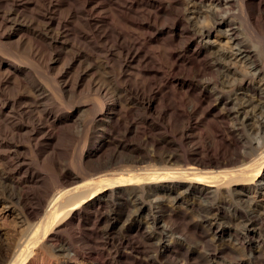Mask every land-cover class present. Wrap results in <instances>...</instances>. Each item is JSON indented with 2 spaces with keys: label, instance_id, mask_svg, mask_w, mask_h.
Segmentation results:
<instances>
[{
  "label": "bare ground",
  "instance_id": "bare-ground-1",
  "mask_svg": "<svg viewBox=\"0 0 264 264\" xmlns=\"http://www.w3.org/2000/svg\"><path fill=\"white\" fill-rule=\"evenodd\" d=\"M262 118L264 0H0V264H264Z\"/></svg>",
  "mask_w": 264,
  "mask_h": 264
},
{
  "label": "rangeland",
  "instance_id": "rangeland-1",
  "mask_svg": "<svg viewBox=\"0 0 264 264\" xmlns=\"http://www.w3.org/2000/svg\"><path fill=\"white\" fill-rule=\"evenodd\" d=\"M25 19H26V20H25ZM22 20L24 21V23H26V22L29 20V17L25 16V18L23 17ZM153 46L155 47V45H153ZM83 48H85V50H84ZM81 49H82L83 51H86V50H87V51H86L87 53L90 51V52H89V55H90V53L93 54V55H90V57H91L90 60H91V61H94V62L96 61V62H97L98 59L100 58L99 55H98L97 53L92 52L91 49H90V47H88V46H86V45H84V44H81ZM152 50H153V49H152ZM154 50H156V49H154ZM95 54H96V55H95ZM96 57H97V58L99 57V58L97 59ZM94 58H95L96 60H95ZM67 60H68V59L64 60L63 63H64L65 61L67 62ZM84 65H85V64H84ZM100 74H101V73H100ZM76 93L78 94V92H76ZM77 94H76V95H77ZM76 95H75V96H76ZM74 98H75L76 100H74ZM74 98H73L72 101H74V102L77 101V98H76V97H74ZM72 105H73V104H72ZM74 105H75V104H74ZM63 108H64V109H62V111H66V110H67V109H66V108H67L66 106H64ZM65 109H66V110H65ZM79 113H80V112H78V114H79ZM262 120H263V118H262ZM262 120H261V121H262ZM263 121H264V120H263ZM160 195H161V194H160ZM262 199H264V198H261L260 196L256 197L257 202H260V203L262 202V204L264 205V200H262ZM259 200H262V201H259ZM260 203H259V204H260ZM180 205L182 206L181 208H183V209H180V210H183V211H184V209L187 210V212L185 211V213H186L187 216H188L186 220L189 221V217H190V220H191L192 222H193V218H194V221H195V220H196V221L198 220V217H199V216H198V213H196V212L194 211V209L189 210L190 207L188 208V206H187V208H188V209H187V208L185 207L186 205H184V204L182 205V204L179 203V206H180ZM1 207H2V205H0V227H1V228H0V233H1L2 235H4L5 237H8V238L11 237V238H12V237L16 234V232H18V230L20 229V227H19L18 224L15 225L16 222H15V220H14V219H15L14 215H13V214H12V215H7V213H3V212L1 211V210H2ZM191 211H192V212H191ZM188 213H189V214H188ZM193 214H195V215H193ZM189 215H190V216H189ZM197 216H198V217H197ZM192 217H193V218H192ZM195 217H196V218H195ZM11 220L14 221L15 223H14V222H11ZM182 223H183V222H182ZM12 224H13V225H12ZM179 224H180V222H179ZM203 224H204V223H203ZM223 224L225 225L226 222H225V223L223 222ZM10 225H11V226H10ZM227 225H228V223H227ZM227 225H226V226H227ZM9 226H10V227H9ZM12 226H13V227L15 226V227L13 228ZM17 226H18V227H17ZM149 226H150V225H149ZM10 228H11V229H10ZM12 228L15 229V230H12ZM16 228H18V230H16ZM103 229H104V228L102 227V228H101V232H103V231H102ZM189 230H190V231H189ZM189 230H188V231L191 232V233H193V234L187 232V230H186V231L184 230L183 233H184L185 235L183 234L184 236H180V237H181V238L183 237V238H184L183 240H186V242L184 241V243H183V245H182L183 248H182L181 252H183V251L186 252V251L189 249V250H188V253H190L189 256H190V260H191V261H190V260H189V261H190L191 263L193 262L194 259L197 258V260H195L196 262L194 261V263H196V264H200V263H201V264H207V263H208V264H213V263H214V264H219V263H220V264H232V263L235 261V259H236L237 257L240 256V254L235 255L236 253H239V252H240L239 250H238V251H232L231 254L229 253L230 257H229V255H227V257H226V258H228L229 260L225 258V259H223V260L221 261L222 257H217V258H215V259L213 260L214 262L211 261V260H210L211 262H210V261L207 262V260H206L204 257H205V254L207 253L208 249H210V248L206 249L208 246L205 247L206 245L203 244V242H202V241H203V240H202V237H200V236L198 235L199 232H198L196 229H194V228H189ZM191 230H192V231H191ZM11 231H12V232L15 231V232L12 233ZM193 231H194V232H193ZM2 232H3V233H2ZM5 232H6V233H5ZM75 232H76V234H78L79 231L76 229ZM114 232H115V233H114L115 235L113 234L114 237L119 236L120 232H118L117 229L114 230ZM117 232H118V234H117ZM195 232H196V234H195ZM7 233H8V234H7ZM11 233H12V235H11ZM187 233H188V234H187ZM6 234H7V235H6ZM100 234H101V235H100ZM199 234L201 235V233H199ZM8 235H9V236H8ZM99 235H100V236H99ZM99 235H96V236L94 237L95 239L93 238V239H94L93 242H95L96 240H97L96 242H98L99 240H100L99 242L103 241V238H102V237H104V236L102 235V233H99ZM168 235L171 236V238H172V237H176L177 235H179V232L176 233V235H174V234H173V235H170V233H169ZM168 235H167V238H166V237H165V238L163 237V243L161 242L160 244H158V249H159V250H162V249H163V246H165V245L167 244V242L171 239V238H169ZM97 236H98V237H97ZM186 236H187V238H186ZM188 236H192V237H188ZM197 236H198V237H197ZM209 236L211 237V235H209ZM195 237H196L198 240L195 239ZM96 238H97V239H96ZM101 238H102V240H101ZM190 238H191V239H195V240L198 241V242H196V241L194 240V241L196 242V243H195L194 241L189 240ZM98 239H99V240H98ZM214 239H215L216 241H214L215 244H213V245L216 246V247L219 246V244H222V245H225V246L228 247V246H230V245L233 243L232 238L229 237V236L227 235V233L225 234V236H222L221 239H220V238H217V239L214 238ZM219 240H220L221 242H220ZM230 240H231L232 242H230ZM200 241H201V242H200ZM96 242H95V243H96ZM193 242H194L196 245H195ZM199 242H200V244H199ZM218 242H219V244H218ZM95 243H94V244H95ZM185 243H186V244H185ZM188 243H190V244H188ZM197 243L199 244V246H198ZM224 243H225V244H224ZM229 243H230V244H229ZM228 244H229V245H228ZM200 245H202V246L200 247ZM113 246H114V245H113ZM203 246H204V249H206V250H204V249L202 248ZM220 246H221V245H220ZM36 248H37V247H36ZM36 248H35V250H33V252H35V253L32 252L33 254H31V255L27 258L28 261H27L26 264H57V263H56L57 261H55V259L53 260V258L50 259V258L48 257L50 260H49L47 257H45V258H47V259H45V258L42 259L41 255H40V250L37 248V249L39 250V251H38ZM108 248L110 249V246H108ZM187 248H188V249H187ZM214 248H215V247H214ZM113 249H114V248L112 247L110 251L113 252V251H112ZM211 249H213V248H211ZM200 251H202V252H200ZM226 251H227V250H225V252H226ZM36 252H37L38 254H37ZM199 252H200V254H199ZM205 252H206V253H205ZM225 252L223 253V255L225 254ZM233 252H235V253H233ZM196 253L199 254L198 257H197V254H196ZM37 255H38V256H37ZM180 255H181V256H180ZM180 255H179L180 257H179V256H177V257L179 258V260H180V258H181V261H183V260H182V257H183V259H184V256H183L182 254H180ZM232 255H233V256H232ZM194 256H196V258H195ZM231 256H232V257H231ZM234 256H236V257H234ZM199 257H201V258H199ZM202 257H203L204 259H203ZM193 258H194V259H193ZM230 258H231L232 260H231ZM234 258H235V259H234ZM198 259H199V261H198ZM200 259H201V260H200ZM216 259H217V260H216ZM51 260H52V261H51ZM61 260H62V259H61ZM202 260L205 261L206 263H204ZM226 260H227L228 262H227ZM29 261H30V262H29ZM58 261L60 262V260H58ZM200 261H201V262H200ZM218 261H219V262H218ZM220 261L223 262V263H221ZM232 261H233V262H232ZM78 262L81 263V264H86V263L91 264V262L88 261V260L80 261V259H79ZM78 262H77V263H73V264H79ZM198 262H199V263H198ZM209 262H210V263H209ZM162 263H163V262H162ZM194 263H193V264H194ZM163 264H164V263H163ZM233 264H234V263H233Z\"/></svg>",
  "mask_w": 264,
  "mask_h": 264
}]
</instances>
